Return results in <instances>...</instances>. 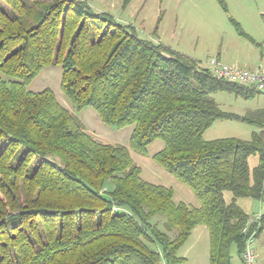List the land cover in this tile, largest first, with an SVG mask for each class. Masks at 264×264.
Instances as JSON below:
<instances>
[{"label": "trees", "instance_id": "obj_1", "mask_svg": "<svg viewBox=\"0 0 264 264\" xmlns=\"http://www.w3.org/2000/svg\"><path fill=\"white\" fill-rule=\"evenodd\" d=\"M50 66L62 67L73 111L49 88L28 90ZM0 73V264H182L178 252L199 226L208 230L210 264H232L234 251L241 260L250 216L236 200L264 203V109L226 113L210 95L258 92L213 78L87 0H0ZM87 107L106 125H134L130 148L141 156L162 141L153 161L200 206L176 203L172 188L143 179L128 147L89 132L75 115ZM224 120L260 131L249 141L205 140ZM263 227L264 212L258 235Z\"/></svg>", "mask_w": 264, "mask_h": 264}, {"label": "rangeland", "instance_id": "obj_2", "mask_svg": "<svg viewBox=\"0 0 264 264\" xmlns=\"http://www.w3.org/2000/svg\"><path fill=\"white\" fill-rule=\"evenodd\" d=\"M32 4V0H27ZM96 12L112 16L123 26H133L142 39L156 40L183 55L197 60L203 66L217 57L227 64H237L254 70L253 64L264 55V0H225L227 11L217 0H133L126 8H122V0H87ZM35 6V5H32ZM162 21L158 25L160 13ZM158 28L155 35V28ZM0 76L5 78L1 73ZM61 66L45 67L41 74L28 86L32 92L51 89L59 102L69 108L72 106L61 91ZM223 112L244 116L249 112L264 109V94L253 98H243L234 93L219 91L211 94ZM93 135L104 143H116L130 149L133 161L142 169L144 180L164 187L172 188L176 203H186L199 207V200L194 193L173 175L155 163L153 155L163 149L164 143L156 141L148 147V155L141 156L130 148V138L135 126L116 128L102 123L99 115L90 107L75 111ZM259 128L236 120L217 121L209 128L204 139L207 141L237 138L251 140L253 133ZM95 136V137H96ZM259 162L258 156L249 157L251 171ZM107 189L113 190L114 183L108 181ZM227 203L233 201L229 191L224 192ZM239 205L250 217L260 212V200L238 198ZM264 212V207H263ZM159 216L152 218V222ZM158 225L163 228L162 221ZM198 227L186 244L179 250L178 256L184 258L182 264H210L209 235ZM163 230V229H162ZM165 231V230H163ZM206 232V231H205ZM256 259L264 264V227L256 238L254 245ZM239 260L233 252V261Z\"/></svg>", "mask_w": 264, "mask_h": 264}, {"label": "built area", "instance_id": "obj_3", "mask_svg": "<svg viewBox=\"0 0 264 264\" xmlns=\"http://www.w3.org/2000/svg\"><path fill=\"white\" fill-rule=\"evenodd\" d=\"M204 67L209 69L213 78L217 80H223L264 94V66L255 70H250L237 64L232 65L224 63L221 59L214 57L210 59ZM262 217L263 208L261 204L260 212L250 217L247 225L243 229V233L247 236V240L241 258L242 264H259L256 259L254 245L261 227Z\"/></svg>", "mask_w": 264, "mask_h": 264}, {"label": "crops", "instance_id": "obj_4", "mask_svg": "<svg viewBox=\"0 0 264 264\" xmlns=\"http://www.w3.org/2000/svg\"><path fill=\"white\" fill-rule=\"evenodd\" d=\"M156 42H158V43H160V41L158 40V39H156L155 40ZM251 66H253V68H254V70L255 69H258L259 67H261V66H264V55H262L261 57H260V60L257 62V63H255V64H253V65H251ZM67 108V107H66ZM69 109V108H68ZM70 110V109H69ZM71 111V110H70ZM88 131L89 132H91L92 133V131L91 130H89L88 129ZM93 134V133H92ZM96 136V135H95ZM97 137V136H96ZM200 227V226H199ZM203 229H206V230H201L202 232H201V235L200 236H203L204 235V233H207L208 234V230H207V228L205 227V228H203ZM195 231H198V227H196L194 230H193V232H195ZM206 231V232H205ZM192 232V233H193ZM209 235V234H208ZM232 264H242V262H241V260H232Z\"/></svg>", "mask_w": 264, "mask_h": 264}]
</instances>
